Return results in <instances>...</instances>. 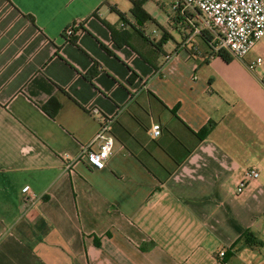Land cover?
<instances>
[{
    "label": "crops",
    "instance_id": "0c3cea01",
    "mask_svg": "<svg viewBox=\"0 0 264 264\" xmlns=\"http://www.w3.org/2000/svg\"><path fill=\"white\" fill-rule=\"evenodd\" d=\"M172 2L0 0V264H264V34L223 61Z\"/></svg>",
    "mask_w": 264,
    "mask_h": 264
},
{
    "label": "built area",
    "instance_id": "2783aa9c",
    "mask_svg": "<svg viewBox=\"0 0 264 264\" xmlns=\"http://www.w3.org/2000/svg\"><path fill=\"white\" fill-rule=\"evenodd\" d=\"M169 11L174 14L188 15L187 22L195 24L196 34H205L206 42L213 52L225 51L231 58L241 60L243 55L264 34V0H173ZM76 24L65 27L61 37L65 40L76 33ZM260 58L255 57L244 63L247 70H252ZM264 81V76L263 80ZM90 116H97V128L87 145L96 143L95 150L87 146L81 150L78 157L91 169H100L111 152L112 137L109 132L111 118L102 116L98 110L90 106L87 108ZM159 125L155 122L149 126V134L155 137L159 134ZM67 165H65L66 167ZM257 171L253 167L244 168L237 178L233 188V195L238 196L255 180ZM37 201V196L25 187L21 189V209L31 208ZM223 251L215 253L222 258Z\"/></svg>",
    "mask_w": 264,
    "mask_h": 264
},
{
    "label": "trees",
    "instance_id": "16d2710c",
    "mask_svg": "<svg viewBox=\"0 0 264 264\" xmlns=\"http://www.w3.org/2000/svg\"><path fill=\"white\" fill-rule=\"evenodd\" d=\"M130 12L131 14L134 16L136 11H140L139 9V2L138 1H130ZM204 40H206V38H203ZM216 54H218V56L223 60V61H228L231 57L223 50H218L216 51ZM92 73V72H91ZM210 124H206L205 126H203L200 131L203 134H206L208 129H209Z\"/></svg>",
    "mask_w": 264,
    "mask_h": 264
},
{
    "label": "rangeland",
    "instance_id": "374dc122",
    "mask_svg": "<svg viewBox=\"0 0 264 264\" xmlns=\"http://www.w3.org/2000/svg\"><path fill=\"white\" fill-rule=\"evenodd\" d=\"M243 58H247V52L243 55ZM241 58V59H243Z\"/></svg>",
    "mask_w": 264,
    "mask_h": 264
}]
</instances>
